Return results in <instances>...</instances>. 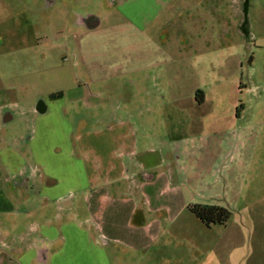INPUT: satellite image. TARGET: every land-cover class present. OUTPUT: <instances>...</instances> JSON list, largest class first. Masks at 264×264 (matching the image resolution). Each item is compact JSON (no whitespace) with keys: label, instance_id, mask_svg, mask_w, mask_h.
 I'll list each match as a JSON object with an SVG mask.
<instances>
[{"label":"rangeland","instance_id":"obj_1","mask_svg":"<svg viewBox=\"0 0 264 264\" xmlns=\"http://www.w3.org/2000/svg\"><path fill=\"white\" fill-rule=\"evenodd\" d=\"M179 1L0 0V105L13 113L0 121V150L29 154L40 100L64 108L91 157L95 132L122 124L118 142L143 143L117 149L131 162L122 183L135 188L159 160L145 150H164L188 203L231 214L206 227L181 210L177 236L140 242L128 263L264 264V0H185L178 13ZM210 139L222 144L203 160L196 151ZM179 142L190 153L176 159Z\"/></svg>","mask_w":264,"mask_h":264},{"label":"crops","instance_id":"obj_2","mask_svg":"<svg viewBox=\"0 0 264 264\" xmlns=\"http://www.w3.org/2000/svg\"><path fill=\"white\" fill-rule=\"evenodd\" d=\"M184 1H179L178 13L185 9ZM194 101L201 106L206 96ZM31 111L37 123L29 137V154L0 150V264H130L127 252L140 248V242L177 236L180 211L190 213L191 203L186 201L187 181L180 179V168L170 163L168 152L145 150L146 157L152 153L159 160L147 163L146 171L133 173L140 180L134 176L131 188L122 183L131 162L126 153L117 155V149L128 152L143 143L128 138L118 142L115 132L122 124L104 122L94 134L91 157L84 145L79 147L81 136L72 139L74 128L62 106L40 100ZM0 118L8 122L13 113L0 105ZM220 144L207 140L196 154L209 161L213 153L209 149ZM176 150V159L190 153L181 142Z\"/></svg>","mask_w":264,"mask_h":264},{"label":"trees","instance_id":"obj_3","mask_svg":"<svg viewBox=\"0 0 264 264\" xmlns=\"http://www.w3.org/2000/svg\"><path fill=\"white\" fill-rule=\"evenodd\" d=\"M56 96L55 94L50 95L52 98ZM195 98L198 102L202 101L201 90H196ZM236 114H238V107H236ZM187 209L207 227L224 225L231 215L226 207L216 204H189Z\"/></svg>","mask_w":264,"mask_h":264},{"label":"water","instance_id":"obj_4","mask_svg":"<svg viewBox=\"0 0 264 264\" xmlns=\"http://www.w3.org/2000/svg\"><path fill=\"white\" fill-rule=\"evenodd\" d=\"M88 27H93L97 25V21L93 19L92 17L88 19Z\"/></svg>","mask_w":264,"mask_h":264},{"label":"flooded vegetation","instance_id":"obj_5","mask_svg":"<svg viewBox=\"0 0 264 264\" xmlns=\"http://www.w3.org/2000/svg\"><path fill=\"white\" fill-rule=\"evenodd\" d=\"M90 18V16H88L87 18L84 19L85 25L88 27V19Z\"/></svg>","mask_w":264,"mask_h":264}]
</instances>
